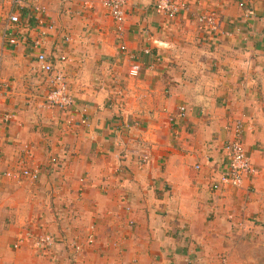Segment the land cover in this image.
<instances>
[{
  "label": "crops",
  "instance_id": "1",
  "mask_svg": "<svg viewBox=\"0 0 264 264\" xmlns=\"http://www.w3.org/2000/svg\"><path fill=\"white\" fill-rule=\"evenodd\" d=\"M157 1L126 0L117 30L101 0H22L15 46L0 5V264H264V0L248 18L237 0H170L188 9L175 17ZM35 6L54 28L40 50L66 58L70 116L43 103ZM237 122L252 172L212 191Z\"/></svg>",
  "mask_w": 264,
  "mask_h": 264
},
{
  "label": "built area",
  "instance_id": "2",
  "mask_svg": "<svg viewBox=\"0 0 264 264\" xmlns=\"http://www.w3.org/2000/svg\"><path fill=\"white\" fill-rule=\"evenodd\" d=\"M125 4L126 0H101V5L113 23L116 25L117 30L121 29L124 23L125 17ZM0 5L7 8L8 15L7 21L4 26L3 39L10 46L17 44V38L15 33L20 28V16L24 11V4L22 0H0ZM237 6L244 14L245 18L252 17L253 10L250 6V0H237ZM153 10L168 17H175L180 14L188 12L187 6L184 2H171L170 0H158L153 5ZM33 20L36 29L38 30V39L32 43V48L36 50L34 61L38 73L42 75L47 84V91L43 98V103L47 108L56 109L59 112L67 113L69 116L71 108L73 106V99L68 94L67 80L65 75L56 67L55 63H65L66 58L63 56L51 57L43 53L41 49L42 40L47 35V32L53 31V26L47 20V11L42 6H35L32 9ZM197 22L209 31L215 30V18L212 13H205L197 17ZM27 26V25H25ZM124 48L121 47V50ZM147 53V52H146ZM129 76L136 77L137 71L131 70ZM4 88L3 84L0 83V101H1V90ZM178 116L183 117L184 108L178 110ZM77 120L80 124L86 125L87 119L85 110H75ZM72 120V117H71ZM172 121V118L169 119ZM242 125L237 122L234 126V137L225 145V151L228 154V164L225 172L221 174L218 181L211 186L212 191H217L221 187L239 188L242 185L243 178L252 172L248 157L246 156L242 143ZM137 161L140 164H145L149 161V153L144 151H137ZM50 163L54 165L56 163L55 158L50 159ZM195 170H199L200 166H194ZM7 177L15 178L17 174L7 173ZM19 176L26 178L31 181L38 179L37 170H29L27 168L20 169ZM88 242H91L89 237ZM35 246L39 247L42 245H52L53 240L51 237H37L34 239ZM78 250V248H75ZM189 264V263H187ZM218 264H227L225 259L221 258Z\"/></svg>",
  "mask_w": 264,
  "mask_h": 264
},
{
  "label": "rangeland",
  "instance_id": "3",
  "mask_svg": "<svg viewBox=\"0 0 264 264\" xmlns=\"http://www.w3.org/2000/svg\"><path fill=\"white\" fill-rule=\"evenodd\" d=\"M180 15H182V14H180ZM38 237H45V236H38ZM48 237H49V236H48ZM89 237H91V242H90V243L88 242ZM92 242H93V234L91 233V234H89V235L87 236V238H86V243H87V244H91ZM76 248H78V250H79V247H76Z\"/></svg>",
  "mask_w": 264,
  "mask_h": 264
}]
</instances>
